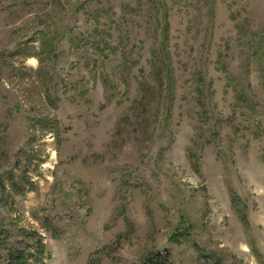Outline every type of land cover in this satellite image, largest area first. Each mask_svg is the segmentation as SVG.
<instances>
[{
    "label": "rangeland",
    "instance_id": "374dc122",
    "mask_svg": "<svg viewBox=\"0 0 264 264\" xmlns=\"http://www.w3.org/2000/svg\"><path fill=\"white\" fill-rule=\"evenodd\" d=\"M17 253L264 264V0H0V264Z\"/></svg>",
    "mask_w": 264,
    "mask_h": 264
},
{
    "label": "trees",
    "instance_id": "16d2710c",
    "mask_svg": "<svg viewBox=\"0 0 264 264\" xmlns=\"http://www.w3.org/2000/svg\"><path fill=\"white\" fill-rule=\"evenodd\" d=\"M41 255H43L42 248L39 247ZM25 253H17L13 258L12 261L14 264H25Z\"/></svg>",
    "mask_w": 264,
    "mask_h": 264
}]
</instances>
